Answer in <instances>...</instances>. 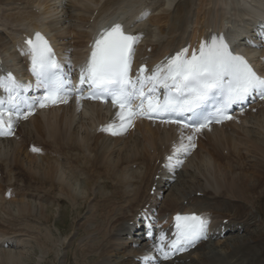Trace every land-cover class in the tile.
Masks as SVG:
<instances>
[{"label": "bare ground", "instance_id": "6f19581e", "mask_svg": "<svg viewBox=\"0 0 264 264\" xmlns=\"http://www.w3.org/2000/svg\"><path fill=\"white\" fill-rule=\"evenodd\" d=\"M120 1L0 0V51L10 58L20 35L36 25L78 59L93 30L100 28L103 15H112ZM140 1L150 4L136 15L145 9L160 13L148 24L134 25L145 37L138 56L148 61L178 49L190 35L216 29L214 25L224 17L219 16L223 15L219 0ZM238 15L235 11L224 22ZM72 32H78L74 41L68 37ZM256 108L261 112L238 117L223 127H210L197 136L187 134L197 138L194 145L199 147L182 168H174L168 180L169 169L164 170L163 180L156 177L166 163L163 157L169 154L171 142L181 144L186 136L180 129L144 120L135 122V130L115 137L97 130L104 123L118 124L111 108L77 100L41 112L22 124L20 139L0 142V162L21 167L0 174V264H32L36 248L43 258L54 256L58 264H64L63 257L68 259L71 254L80 264L88 259L90 264H132L119 259L152 249L149 242L132 249L127 237L128 223L144 208L153 219H163L165 228H170L175 214L193 212L205 213L213 226L228 220L226 227L238 234L237 226L247 228L246 233L258 228L247 238L237 236L223 244L212 241L220 235L213 233L210 242L182 256L178 264H264V103ZM35 141L41 148L33 152L29 148ZM27 191L30 198L25 197ZM67 202L78 221L65 235L61 222L55 221L57 232L51 222L55 212L66 218L63 208ZM85 209L88 213L81 218ZM32 220H38L42 229ZM7 235L19 237V243L5 246ZM76 237L79 245L74 247ZM196 251H201L197 260L191 256Z\"/></svg>", "mask_w": 264, "mask_h": 264}, {"label": "snow or ice", "instance_id": "6c2138e0", "mask_svg": "<svg viewBox=\"0 0 264 264\" xmlns=\"http://www.w3.org/2000/svg\"><path fill=\"white\" fill-rule=\"evenodd\" d=\"M138 22H143V18ZM125 28L118 23L100 33L90 62L81 71L79 87L68 78L43 35L37 33L27 40L24 55L31 58V73L36 83L24 85L11 75L0 78V90L7 94L0 99V137L13 136L18 122L32 115L35 108L67 103L72 94L77 99H110L120 110L119 123L102 131L114 136L126 132L137 117L167 124L182 123L184 128L199 133L211 123L232 120L233 106L247 110L250 101L264 100V76L243 56L234 53L226 36L211 38L191 54L184 49L152 74L145 75L147 69L143 68L133 79L135 47L142 37L127 34ZM34 88L43 89L44 94L34 99L23 95ZM194 141V136H188L185 143L182 136L181 146L174 152L189 153ZM175 219L174 238L166 240L161 236L162 246L157 247L165 260L207 238L208 217L178 215Z\"/></svg>", "mask_w": 264, "mask_h": 264}, {"label": "rangeland", "instance_id": "374dc122", "mask_svg": "<svg viewBox=\"0 0 264 264\" xmlns=\"http://www.w3.org/2000/svg\"><path fill=\"white\" fill-rule=\"evenodd\" d=\"M66 205H67V207H65V208H63L64 209V211H66V218H64V219H61L60 217H59V215L55 212L54 213V215H53V221L51 222V224H53L52 225V228H53V230L55 231V232H57V230H56V228H55V224L57 223V222H61V229H64L63 230V232H64V234L65 235H67L68 234V232L69 233H71L72 232V230H74V228L76 227V222H75V220L77 219L76 217L77 216H75V211L73 210V209H71V203H66ZM14 211L16 210V209H13ZM67 210H69V211H67ZM86 210V209H85ZM84 210V211H85ZM87 210H89V209H87ZM68 212V213H67ZM74 212V213H73ZM87 213H88V211H87ZM87 213L86 212H82L81 213V218L82 217H84V216H86L87 215ZM70 214V215H69ZM86 214V215H85ZM55 215H57V217H58V219H55L56 218V216ZM77 215V214H76ZM81 218H79V219H81ZM55 221H56V223H55ZM76 221H78V220H76ZM69 222V224H67V223ZM73 226H72V225ZM58 225V224H57ZM64 226H66V228L64 227ZM42 226H40V228H41ZM66 230V231H65ZM62 231V230H61ZM74 232V231H73ZM62 237H64V236H62ZM64 239V238H63ZM234 239V238H233ZM232 239V240H233ZM232 240H229V241H232ZM78 242H79V240H78V238L76 237L75 239H74V247H77V245H78ZM219 243H221V244H223V242H219ZM37 249V250H36ZM35 249V252L36 253H34V254H31L32 255V257H36L35 258V260L33 259V261H32V264H58V261H55V257L54 256H49V258H48V256L46 255V256H44V258H43V255L41 254V253H39V248H36ZM65 250H68V248H66ZM31 252H32V250H31ZM198 252H201V251H198ZM197 254V253H196ZM38 255V256H37ZM72 255V254H71ZM70 255V257H69V259L67 260V258L64 256L63 257V263L65 264L66 262V264H78L79 262H77L76 261V258H75V256H71ZM42 256V257H41ZM62 256H63V254H62ZM78 259V258H77ZM45 262H47V263H45ZM113 264H114V262H113Z\"/></svg>", "mask_w": 264, "mask_h": 264}]
</instances>
